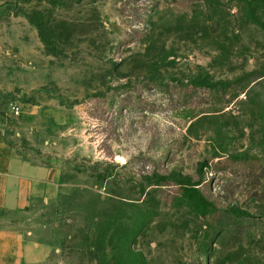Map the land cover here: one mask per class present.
<instances>
[{
    "label": "rangeland",
    "instance_id": "rangeland-1",
    "mask_svg": "<svg viewBox=\"0 0 264 264\" xmlns=\"http://www.w3.org/2000/svg\"><path fill=\"white\" fill-rule=\"evenodd\" d=\"M0 147L43 264H264V0H0Z\"/></svg>",
    "mask_w": 264,
    "mask_h": 264
},
{
    "label": "crops",
    "instance_id": "crops-1",
    "mask_svg": "<svg viewBox=\"0 0 264 264\" xmlns=\"http://www.w3.org/2000/svg\"><path fill=\"white\" fill-rule=\"evenodd\" d=\"M56 181V172L0 147V264H43L47 260L49 249L34 243L31 232L17 228L9 218L24 214Z\"/></svg>",
    "mask_w": 264,
    "mask_h": 264
}]
</instances>
